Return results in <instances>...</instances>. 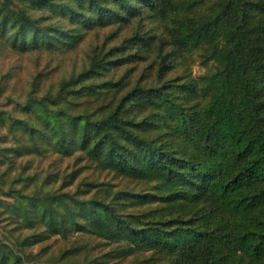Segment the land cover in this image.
I'll list each match as a JSON object with an SVG mask.
<instances>
[{"label":"rangeland","instance_id":"1","mask_svg":"<svg viewBox=\"0 0 264 264\" xmlns=\"http://www.w3.org/2000/svg\"><path fill=\"white\" fill-rule=\"evenodd\" d=\"M124 1L128 7L118 0H0V264H163L169 258L162 251L137 246L123 233L98 235L88 212L75 221L82 228L52 230L53 217L61 213L52 206V194L89 199L98 193L102 200L112 198L119 212L136 224L157 220V210L169 203L153 182L106 170L72 145L66 151L47 142L37 146L40 134L32 135L22 126V121L30 128L39 126L41 109L33 110L32 104L42 108L41 101H46L50 108L95 119L136 88L164 92L186 110L209 101L207 78L219 68L209 46L180 48L171 34L184 17H206L214 0H182L165 14L147 6L148 0ZM95 5L114 20L83 26L66 16L70 8L80 17L94 13ZM18 11L35 21L38 49L31 48L35 33L30 27L16 38L18 26L11 24V15ZM114 11L122 19L111 18ZM71 78L78 80L71 87L75 92L51 102ZM149 111L163 115L161 132L169 131L166 124L177 127L165 106L157 111L143 98L131 100L122 116L138 122ZM149 133L156 137L159 130ZM169 137L182 140L175 131ZM32 199L44 210L49 208L44 221L35 215L31 222L21 219L29 207L25 201ZM202 206L201 202L197 208Z\"/></svg>","mask_w":264,"mask_h":264},{"label":"trees","instance_id":"2","mask_svg":"<svg viewBox=\"0 0 264 264\" xmlns=\"http://www.w3.org/2000/svg\"><path fill=\"white\" fill-rule=\"evenodd\" d=\"M181 1L148 0L147 6L165 14ZM101 8L95 5L94 13L83 17L70 8L66 16L83 26L114 20ZM208 12L206 17L177 19L171 34L180 48L209 46L218 62L217 72L207 78L205 89L211 95L204 106L195 103L186 110L164 92L141 88L117 98L109 113L95 119L50 108L46 101H41L42 108L30 105L41 109V121L38 128H30L26 121L22 126L32 135L40 134L37 146L47 142L64 151L75 146L106 170L153 182L169 203L157 210V220L136 224L119 212L112 198L102 200L98 193L89 199L52 194V206L61 209L50 223L52 230L80 229L75 221L89 214L98 235L123 233L137 246L168 254L163 264H264V0H214ZM111 16L122 19L119 12ZM11 18L18 26L16 38L30 27L35 33L31 48L38 49L35 21L22 11ZM156 62L161 75L160 56ZM77 82L71 78L63 83L51 102L75 92L71 87ZM135 98H143L157 111L165 106L177 127L166 124L169 133L161 132L158 126L165 120L155 111L143 121L124 119L126 105ZM155 129L158 135L150 136ZM174 131L181 142L169 137ZM25 202L29 207L23 217L16 212L23 221L31 222L35 215L40 222L49 215L38 199ZM201 202L204 206L197 208ZM175 211L179 213L173 215Z\"/></svg>","mask_w":264,"mask_h":264}]
</instances>
